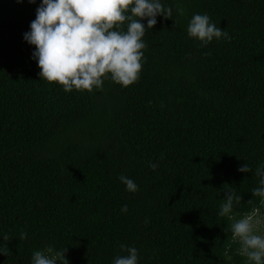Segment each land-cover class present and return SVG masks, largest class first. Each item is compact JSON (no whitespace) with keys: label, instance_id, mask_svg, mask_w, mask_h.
Wrapping results in <instances>:
<instances>
[{"label":"trees","instance_id":"obj_1","mask_svg":"<svg viewBox=\"0 0 264 264\" xmlns=\"http://www.w3.org/2000/svg\"><path fill=\"white\" fill-rule=\"evenodd\" d=\"M39 2L0 0V264H31L49 245L69 264H112L120 245L139 264H246L218 212L229 186L236 218L258 200L264 0H162L173 15L146 30L136 83L67 93L40 78L23 39ZM195 13L231 40L190 38Z\"/></svg>","mask_w":264,"mask_h":264},{"label":"clouds","instance_id":"obj_2","mask_svg":"<svg viewBox=\"0 0 264 264\" xmlns=\"http://www.w3.org/2000/svg\"><path fill=\"white\" fill-rule=\"evenodd\" d=\"M28 3L36 4L37 0ZM177 12L184 15L182 8H177ZM172 15L173 8L162 0H40L23 39L35 46L32 59L40 68V78L62 85L66 93L101 90L106 79L126 88L140 78L143 50L147 48L143 39L146 30L157 24V17L167 19ZM187 35L200 41L201 46L213 40H231L225 28L218 27L206 13L192 15ZM149 166L156 170L158 164ZM237 170L252 171L247 163ZM255 176L257 187L251 193L258 200L247 201L253 205L250 212L236 218L234 208L241 204L242 196L230 186L218 212L219 217L231 221L224 231H230L232 242L239 243L238 254L246 259V264H264V234L260 233V226L264 225V162L258 164ZM119 180L127 191L139 190L128 176L121 174ZM127 211L125 204L121 212ZM20 238L26 239L27 233H21ZM2 239L8 241L9 236L4 234ZM120 248L127 255H117L112 264H139L136 247ZM65 252L66 248L58 250L49 245L32 253L31 264H69Z\"/></svg>","mask_w":264,"mask_h":264},{"label":"rangeland","instance_id":"obj_3","mask_svg":"<svg viewBox=\"0 0 264 264\" xmlns=\"http://www.w3.org/2000/svg\"><path fill=\"white\" fill-rule=\"evenodd\" d=\"M260 229H261V226H260Z\"/></svg>","mask_w":264,"mask_h":264}]
</instances>
